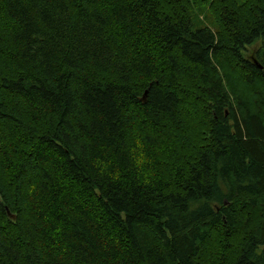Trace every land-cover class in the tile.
<instances>
[{
  "label": "trees",
  "instance_id": "16d2710c",
  "mask_svg": "<svg viewBox=\"0 0 264 264\" xmlns=\"http://www.w3.org/2000/svg\"><path fill=\"white\" fill-rule=\"evenodd\" d=\"M0 264H264V0H0Z\"/></svg>",
  "mask_w": 264,
  "mask_h": 264
},
{
  "label": "rangeland",
  "instance_id": "374dc122",
  "mask_svg": "<svg viewBox=\"0 0 264 264\" xmlns=\"http://www.w3.org/2000/svg\"><path fill=\"white\" fill-rule=\"evenodd\" d=\"M198 15H199V12H198V11H195V13H194V19H195ZM207 16L210 17V14H208ZM203 19H204V18H203ZM204 20H205V19H204ZM259 46H260V42H258V43H256L255 45L251 46V47L249 48V51H248L249 55H251L252 52H253L257 47H259Z\"/></svg>",
  "mask_w": 264,
  "mask_h": 264
}]
</instances>
